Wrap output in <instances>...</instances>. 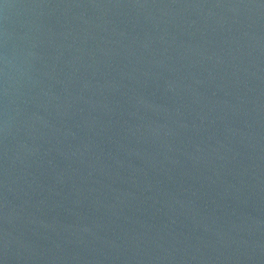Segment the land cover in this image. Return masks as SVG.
I'll return each instance as SVG.
<instances>
[{
  "label": "water",
  "instance_id": "obj_1",
  "mask_svg": "<svg viewBox=\"0 0 264 264\" xmlns=\"http://www.w3.org/2000/svg\"><path fill=\"white\" fill-rule=\"evenodd\" d=\"M0 264H264V0H0Z\"/></svg>",
  "mask_w": 264,
  "mask_h": 264
}]
</instances>
